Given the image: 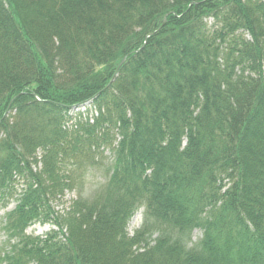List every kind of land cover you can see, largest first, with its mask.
<instances>
[{
  "label": "trees",
  "instance_id": "16d2710c",
  "mask_svg": "<svg viewBox=\"0 0 264 264\" xmlns=\"http://www.w3.org/2000/svg\"><path fill=\"white\" fill-rule=\"evenodd\" d=\"M107 151L101 195L57 212ZM15 201L0 264H264V0H0ZM38 222L54 229L26 234Z\"/></svg>",
  "mask_w": 264,
  "mask_h": 264
},
{
  "label": "rangeland",
  "instance_id": "374dc122",
  "mask_svg": "<svg viewBox=\"0 0 264 264\" xmlns=\"http://www.w3.org/2000/svg\"><path fill=\"white\" fill-rule=\"evenodd\" d=\"M78 110H75L74 112L81 114V118L79 120H82L84 123L87 121L91 124L93 120H96V118L99 116V111H97L99 114H96L94 118H91V113L89 110L91 108L87 109H80L77 108ZM101 115V114H100ZM78 120V119H77ZM121 137L118 136V141H120ZM111 152H105L104 155V165L101 167L97 168H89L86 170L83 174L81 183L79 187L69 193L65 200L64 203H61L59 206L55 204V209L59 213H63L68 210V208L71 206V204L76 201L80 196H83L85 199L89 201H94V199L98 198L99 195H101V190L104 189L105 182H106V177H107V170L110 168L111 164H113V157L111 156ZM110 164V165H109ZM17 201L13 202L8 206L7 208L1 207L0 206V224L2 221L5 220L6 216L10 214L13 210H15L17 206ZM143 214L142 220L138 223L135 222L136 216L141 213ZM144 215H145V209L142 208L140 209L132 218V220L129 223V234L132 236L134 235L137 231L143 228L144 225ZM54 226L49 223H44V222H38L37 224L33 225L31 228H29L26 231V234L30 236H39V237H45L51 230H53ZM158 232L155 231V233L152 235L151 240L154 241L156 238H158ZM204 237V232L199 229V228H194L190 234H188L185 238L184 236V242L187 246L188 249H195L200 246L201 241L203 240ZM6 239V235L1 232L0 229V243L4 242Z\"/></svg>",
  "mask_w": 264,
  "mask_h": 264
},
{
  "label": "bare ground",
  "instance_id": "6f19581e",
  "mask_svg": "<svg viewBox=\"0 0 264 264\" xmlns=\"http://www.w3.org/2000/svg\"><path fill=\"white\" fill-rule=\"evenodd\" d=\"M142 217H143V214H142V212L141 213H139L137 216H136V218H135V222L137 223H139L141 220H142Z\"/></svg>",
  "mask_w": 264,
  "mask_h": 264
}]
</instances>
